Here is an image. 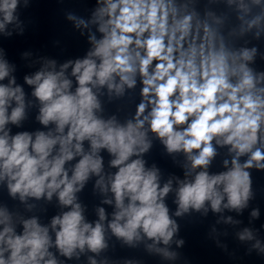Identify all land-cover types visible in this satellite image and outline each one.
<instances>
[{
    "label": "clouds",
    "instance_id": "9594fccd",
    "mask_svg": "<svg viewBox=\"0 0 264 264\" xmlns=\"http://www.w3.org/2000/svg\"><path fill=\"white\" fill-rule=\"evenodd\" d=\"M32 2L0 0V38L26 34ZM63 16L87 44L82 57L37 56L41 67L21 84L0 47V189L13 202L0 200V264H76L83 256L87 264H143L102 255L113 238L176 264L186 244L181 220L211 211L220 214L216 224L237 225L225 210L240 214L256 199L264 0H91ZM25 85L38 104L32 130L23 127L34 107ZM156 142L182 176L165 179L149 164ZM90 182L112 208L97 206L91 221L81 201ZM54 198L60 211L42 222L41 202ZM260 215L252 208L250 223ZM262 232L244 227L236 237L264 256ZM216 233L211 225L208 238L226 249Z\"/></svg>",
    "mask_w": 264,
    "mask_h": 264
}]
</instances>
